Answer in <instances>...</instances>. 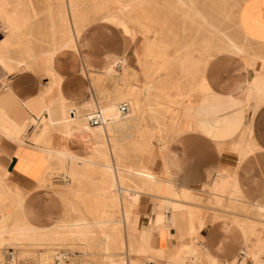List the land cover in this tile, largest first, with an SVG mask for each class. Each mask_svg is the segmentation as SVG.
<instances>
[{
	"label": "crops",
	"instance_id": "0c3cea01",
	"mask_svg": "<svg viewBox=\"0 0 264 264\" xmlns=\"http://www.w3.org/2000/svg\"><path fill=\"white\" fill-rule=\"evenodd\" d=\"M70 2L79 4L74 17ZM0 3L6 12L16 10L17 18V28L10 32L0 21V248L21 250L37 259L56 248V240L49 241L43 243L50 245L44 251L32 231L20 236L26 227L50 230L64 223L58 186L38 182L47 175L57 179L61 169L68 174L70 164L79 165L80 160L99 167L104 162L94 154V144L64 134L48 120L61 117L56 102L80 109L90 98L103 101L110 92L113 97L120 93L118 78L119 86L107 87L102 80L94 91L92 78L81 75V67L98 76L105 67L126 66L135 75L128 86H144L141 114L145 118L140 129H156L150 116L159 105L164 109L155 113L169 109L177 115L167 128L172 133L165 144L153 143L152 136L140 144L154 149L137 166L169 186L155 190L145 185L130 191L131 197L135 195L128 207L134 250L130 259L141 264H240L242 260L264 264V212L260 213L264 211V0ZM85 3H96L98 11L84 9ZM74 19L80 29L74 45L59 47L72 37ZM129 31L132 37L127 36ZM227 41L241 51L228 50ZM52 74L60 77L56 84ZM167 99L177 106L167 107ZM42 118L47 119L45 127ZM110 161L114 170L109 178L118 181L115 167L121 155L110 156ZM131 173L125 177L132 179ZM172 193L182 204H167L176 201ZM184 194L187 198L181 199ZM119 201L112 202V209L118 205L122 210ZM162 202V208L156 209ZM155 210L164 225L174 222L162 236L152 230ZM138 244H143L144 255H137ZM159 250L161 257L155 253ZM63 251L69 254V264H89L84 261L88 254ZM119 253L114 251V259ZM172 254L178 262L164 258ZM97 257L105 263L104 252Z\"/></svg>",
	"mask_w": 264,
	"mask_h": 264
},
{
	"label": "rangeland",
	"instance_id": "374dc122",
	"mask_svg": "<svg viewBox=\"0 0 264 264\" xmlns=\"http://www.w3.org/2000/svg\"><path fill=\"white\" fill-rule=\"evenodd\" d=\"M28 5H29V2H28ZM41 5H45V4L41 3ZM106 5L107 4H105V6ZM0 6H1V4H0ZM78 6H79V4H76L74 2L69 3L68 9L71 11V14L73 17L76 15L75 10H77ZM83 7H84V9H86V7H87L90 10V12L91 11L92 12L98 11L96 3H85V4H83ZM102 7L103 6H101V9H100L101 12L103 11ZM61 8H62V10H64L63 4H62ZM1 9H2V6H1ZM12 11L14 12L16 10H10L9 12H12ZM111 16H115V15H111ZM115 17L120 18L119 16H115ZM73 21H74V27H73L72 38L71 37L68 38V40L59 47H68V45L73 46L71 44H73L75 42V39L78 37L80 29L78 26H76V23H75L76 20L74 19ZM84 21H88V20H84ZM62 22H64V19H62ZM127 36L132 37V32L129 31ZM9 68H11V67H9ZM79 71H80L81 75L86 76V77L89 76V78H92L91 79V85H92L94 91H97L96 84L99 83L100 81L102 82V80L105 81V85L107 87L112 86L113 84L116 86H119L118 79L114 80L113 77H107V76L105 77L102 73L97 76L93 73H90L88 70H86L85 68H82V67L79 69ZM117 71H119V70H117ZM122 72L123 71H120V73H122ZM132 74L134 75V73H132ZM132 74L131 75L129 73L127 74L131 77L126 76L127 77V78H125L126 82L122 85V88H121L122 91H120V92H122L124 96L121 97V96H119L120 94L116 93L115 96L113 97L112 92H110L109 95H106L107 94V90H106L105 91L106 99L112 100V101H117L119 104L124 103V102L126 103L127 102L126 98H128L129 95H131V91L134 88H136V87H131V88L128 87L129 78H135V75L133 76ZM159 77H160V75H159ZM124 87H127V88H124ZM143 87L142 88H136L133 90V92L136 94L137 93L141 94L142 93L141 90H144ZM124 90H126V91L123 92ZM105 97H104V99H105ZM114 98H115V100H114ZM122 98H124V99L122 100ZM119 100H121V101H119ZM90 101H95L97 103L102 102L101 100H96L93 98H90ZM164 101H163V103H164ZM57 103L58 102H56V104ZM142 103L143 104H141L139 107L140 113L137 115L138 120H137L136 124L134 125V127L132 129H127L128 133L131 134L130 138H125V139H123V141L120 144L118 143V145H119L118 147H119L120 151L118 150L117 155L118 154L121 155V162H119L118 164L116 163L119 166L118 169H116V170H119L118 174H119L120 178L118 181H120L121 183L123 182L125 184L126 181H132L133 180L138 185H140V183H141V185L143 184V186H145V185L148 187L150 186L151 188H154L155 190H157L161 186L163 188H165L167 185H164V184L162 185L160 182H157L154 175L146 172L144 170V168L137 166V163H136L139 160L147 157L150 154L149 151L151 149H154V148L151 146L145 147V146H142L140 144H144L145 142H149L148 139H150L151 136H152V142L153 143L155 142V143L165 144L167 139L171 136L170 134L172 133V131L168 130L167 128L169 126H171L170 123L172 124L175 121V118L177 117V115L173 114V113H169L168 112L169 109H165L166 110L165 114L155 113V112H160L164 109V105H159L158 109L156 111H154V114L150 116L152 119L151 122L153 123V126L156 129L152 130V132H145L143 130L144 124L143 125L141 124V123H144V118H145V115L141 114V113H143L142 109L144 107V101ZM166 103H167V107L168 106H174V107L177 106V102L175 100L167 99ZM57 107H58V104H57ZM162 107H163V109H162ZM83 108H85V109H83ZM69 109H70V111H69ZM87 110H88V108L83 107V106L81 107V109H78L76 105H71L70 107L67 106V107H65V114L67 116L65 114L64 115L61 114L62 115L61 117H63V118H59V119L57 118L56 121H55V119H50L48 121H51V123L57 122L58 126L62 129V132L64 133L65 127H69V125L67 123H70V121H72V119L74 120V118L76 119V117L77 118L80 117V115L85 113ZM132 111L135 112L136 109L133 107ZM80 112H82V113H80ZM74 114H76V115H74ZM156 118H160V119L158 120ZM46 120H47L46 118H42V124H44V127H45ZM63 123H64V125H63ZM141 126H143L142 129H140ZM109 160H110V157H109ZM128 160L131 161V165H129V162H127ZM110 164H111V161H110ZM120 165H121V169H120ZM70 166H71V168H70V172L68 174L66 173V170L61 169L60 171H58L56 173L57 179H53V177H54L53 175H49V176L47 175L38 182L39 183L38 185H40V186H42V185L44 186L46 184H48L50 186H58L57 187L58 192H59V194L62 198V201H63V205H64V219H63L64 223H63V225L64 224H66V225H64L63 228H61V230H59V234L54 236L53 240H50V238H49V240H42L39 243V245H41L39 247L42 248L44 251L47 250V248H49L50 245H43V243H47L49 241L56 240L57 246L54 250H48L47 251L50 253V256H49L48 261H46V262H43L40 259H37L34 255H29L28 253L23 254V253H21V250H19V252L15 250L18 258L24 264H43V263L46 264V263H50L54 260L55 255L62 252L63 250H70V252H72L73 254H74V252H80L83 254H88L89 255L88 257L84 256L85 262H87L89 264H101L100 262H102V261L100 260V258L97 257L101 252H103V250H102V243L103 242L100 241L102 239V236H101L102 230L101 229H98L96 226L91 227V235L89 236L91 240L88 241L89 243L88 242L86 243L84 240L71 237L67 233L70 234V232L75 230L71 224H78L81 222H88V223L94 222L95 223V221L102 220L103 214L105 212L112 214V218H109V220L108 219L105 220L107 222H111V223H109V226L106 230V231L110 230V232H109V234L111 235V242L110 243L112 244V246L114 248H117L115 252H120L122 254V252L124 251V250L123 251L119 250L120 244L124 245L127 242V233H126L127 231H125L123 229V226L121 223V220H122L121 214L122 213H121V210L119 209L120 206L117 205L115 210L112 209V201L109 200L108 197L103 198L101 196V199H103V201H104V204L102 205L101 202H103V201H101L99 198L101 194L99 196L97 195L98 189H100L101 187L103 188L104 185L109 182V179H111V178H109L110 175L106 172V170L102 169V167H99L96 164L95 165H91V164L90 165H86V164L78 165L76 163H72V164H70ZM125 169H129L132 172L131 173V176H132L131 180L129 178L125 177V176L130 175L126 171H124ZM73 173L81 176L79 181L76 183L74 181H72ZM101 175H103L104 177L102 178ZM153 180L156 182V185H155V182ZM140 181H142V182H140ZM102 188H101V190H103ZM179 197H181V199H186L187 195L186 194L180 195ZM177 198H175V199H177ZM108 204H109V207H107ZM124 204L125 203L122 202L121 206H124ZM114 222H116L117 224L113 225ZM251 229H249V230H251ZM251 232H253V231H251ZM60 236H62V237H60ZM74 240H77V242ZM128 243H130V242H128ZM136 253L144 255L143 244L137 245ZM194 254H195V252L193 253V255ZM185 255L186 256H192L191 254H188V253H185ZM29 257H31L32 260L28 262L26 260ZM117 259H119V258H117ZM104 262L105 263H102V264H110L109 262H106L105 260H104ZM189 264H193V263L189 262Z\"/></svg>",
	"mask_w": 264,
	"mask_h": 264
},
{
	"label": "bare ground",
	"instance_id": "6f19581e",
	"mask_svg": "<svg viewBox=\"0 0 264 264\" xmlns=\"http://www.w3.org/2000/svg\"><path fill=\"white\" fill-rule=\"evenodd\" d=\"M1 4V3H0ZM185 6V5H184ZM183 6V7H184ZM180 7V6H179ZM5 10V9H4ZM3 9H1V6H0V21H2L6 27V30H9V32L11 30H16L17 28V18H16V11H12V12H6L4 11ZM64 11V10H63ZM192 12V11H191ZM1 22V24H2ZM24 24V23H23ZM8 32V33H9ZM12 33V32H11ZM16 36V35H14ZM8 37V36H7ZM72 38V37H71ZM68 40V39H67ZM71 41V40H70ZM228 45L226 47H228V50H233V51H237V52H240L241 49L234 43L230 42V41H227ZM66 45V44H65ZM71 45H74L71 44ZM69 46V45H68ZM62 50V49H61ZM58 53V52H57ZM56 53V54H57ZM52 54V53H51ZM54 54V52H53ZM4 59V58H3ZM122 59V58H121ZM121 61V60H120ZM3 63V62H2ZM124 64V63H123ZM122 66H125V64ZM118 65V64H117ZM121 65V64H120ZM119 65V66H120ZM116 66V65H115ZM126 67V66H125ZM120 68L121 71H123L122 73H120V70L117 71L116 68L113 66H108V67H105L104 68V71L102 72V74L106 77H113V78H118L121 82V85H123L125 82H126V79L127 78L126 76H129L127 75L128 74V70L127 68ZM9 72L12 71L11 68H7ZM53 69V68H52ZM133 71V70H132ZM80 72V71H79ZM82 72V71H81ZM83 74V73H82ZM53 75V74H52ZM133 75V74H132ZM134 76V75H133ZM131 77V76H129ZM53 78H54V83L56 84L57 83V80L56 78H60L59 76H56V75H53ZM60 86V85H59ZM129 87V86H128ZM122 88V87H121ZM124 88H127V87H124ZM144 88V87H143ZM130 89V88H129ZM136 89V88H134ZM133 89V90H134ZM52 90V89H51ZM133 90L131 91V95H129L127 99V102L125 103H121V104H126L127 107H128V114L123 116L119 113V106L121 104H119L117 101H112V100H107L106 97L105 99L102 101V102H95V101H89V103H85L83 104L82 106L83 107H86L88 108V110L81 114L80 117H76V119L74 118V120L72 119V121H70V123H67L69 125V127H65V131L64 133L65 134H68V135H75V137L79 140H82V141H87L89 142L90 144H94V154L98 155L99 158H102L103 160V164H102V167L104 170H106V172L113 177V165L112 163L110 164V160H109V157L112 155H116L117 156V152L119 150V145L118 143L120 144L123 139L125 138H130L131 134L128 133L127 129H132L134 127V125L136 124L137 120H138V114L140 113L139 112V107L141 104H143L142 102L144 101V90H141V94L139 93H134ZM53 91V90H52ZM122 91V90H121ZM126 90H124L123 92H125ZM51 93V91H50ZM49 94V93H48ZM120 95L119 96H124L122 92L119 93ZM128 95V94H127ZM126 95V96H127ZM45 95H43L44 97ZM42 97V98H43ZM55 97V96H53ZM59 99V98H58ZM109 99V98H108ZM120 99V98H119ZM124 98H122L123 100ZM115 100V98H114ZM121 101V100H119ZM43 102V101H42ZM45 104V102H44ZM58 104V108L61 109V112H62V115L65 114V106L63 107L59 101ZM48 106V104H47ZM45 106V107H47ZM133 107L136 109V111H132ZM78 108V107H77ZM47 109V108H46ZM79 109V108H78ZM81 109V107H80ZM85 109V108H83ZM82 109V110H83ZM72 110V109H71ZM76 110V109H75ZM67 111V110H66ZM70 111V109H69ZM78 111V110H77ZM84 111V110H83ZM82 113V112H80ZM61 115V116H62ZM66 115V114H65ZM76 115V114H74ZM67 116V115H66ZM73 116V115H72ZM94 116H97L99 119H100V124L95 127V128H91L89 125H88V120ZM74 117V116H73ZM59 118H63V117H59ZM58 118V119H59ZM33 119V118H32ZM30 120V123H32L33 125L36 124V122L34 120ZM55 119V118H54ZM57 119V118H56ZM55 119V121H56ZM61 120V119H60ZM59 120V121H60ZM63 121V120H62ZM67 122V121H66ZM69 122V121H68ZM46 123V122H45ZM54 123V122H53ZM57 123V122H56ZM60 124V123H59ZM62 124V123H61ZM66 124V123H65ZM58 125V124H57ZM64 125V123H63ZM67 125V126H68ZM62 127V126H61ZM81 127V128H80ZM74 128H78L77 130H75ZM64 129V128H63ZM3 131V130H2ZM11 133V132H10ZM9 135V134H8ZM35 137H33V140H34ZM69 138V137H68ZM98 141V143H96ZM98 144V145H97ZM97 145V146H96ZM43 150V149H42ZM47 151V150H46ZM120 151V150H119ZM46 153H52V152H46ZM55 152H53L52 154H54ZM71 153V152H70ZM49 154V155H50ZM56 154V153H55ZM58 155V153L56 154ZM61 154H59L60 156ZM63 157H64V154H62ZM73 155V154H72ZM75 156V155H74ZM67 159H68V156H66ZM65 157V158H66ZM78 157V156H77ZM83 158V157H82ZM73 159V158H71ZM64 160V159H63ZM79 160V159H78ZM76 161V160H75ZM82 163H81V162ZM79 162L81 164L79 165H82V164H86V165H92L93 163H89L87 162V160H80ZM68 164V163H67ZM95 165V164H94ZM97 165V164H96ZM77 166V165H76ZM115 167V166H114ZM118 165L116 164V167H115V172L116 171H119V170H116L118 169ZM120 169H121V165H120ZM124 171H126L128 174H130V170L129 169H125ZM123 171V172H124ZM105 172V173H106ZM116 175V173H115ZM114 175V176H115ZM81 178V176H79L78 174H75L73 173L72 175V181H74L75 183L79 181V179ZM116 179V178H115ZM44 180V179H43ZM131 180V179H130ZM126 181V180H125ZM137 181V180H136ZM154 181V180H153ZM142 182V181H140ZM155 182V181H154ZM42 183V182H41ZM129 183H131V185H128ZM235 183V182H234ZM149 184V183H148ZM152 184V183H151ZM153 185V184H152ZM155 185H156V182H155ZM163 185V184H162ZM43 186V185H42ZM234 186V185H233ZM144 187L143 184L141 185H138L136 184V182L133 184V182L131 181H126V183L124 184L123 182L121 183L120 181H116V180H113V178L109 179V182L107 184L104 185V187L102 188L103 190L101 191V195L100 197L102 196L103 198L104 197H108L109 200H111L112 202L115 200L117 201L118 198H120V200L125 203L124 206H122V210H121V216H122V220H121V223H122V226H123V229L125 231H127V242L126 244H120V248L119 250L120 251H123L122 254L120 253L119 255V259H114V257L116 256V254H114V251H116L117 248H114L112 246V244L110 243L111 242V235L109 234L110 230L109 231H106L108 226H109V223L111 222H107L105 220H109V218H112V214L110 213H107L105 212L103 214V218L102 220H99V221H95V223H88V222H81V223H78L76 225H73L74 227V231L67 233L68 235H70L71 237H74V238H78V239H81V240H84L86 243L88 241H90V235H91V227L93 226H96L98 229H101L102 232H101V236H102V239H103V243H102V250L104 252V260L106 262H109L110 264H141L140 260H132V258L130 259V254L132 252H134L132 246L129 242L130 240V235H131V232H130V228L128 227V223H129V218H130V211H129V204L130 202L133 203V200L135 201V195L133 192V195L131 197L130 195V191H134L136 189H139V188H142ZM150 187V186H149ZM154 187V186H153ZM167 187V186H166ZM234 188V187H233ZM130 189H133V190H130ZM232 190V189H231ZM234 191V190H233ZM132 193V192H131ZM173 198H177V194L176 193H172L171 194ZM185 195V194H184ZM235 195V194H234ZM140 196V195H139ZM176 196V197H175ZM230 196V195H229ZM234 197V196H233ZM132 198V199H131ZM138 198V196L136 197ZM181 198V197H180ZM230 198V197H228ZM131 200V201H130ZM161 200V198H160ZM119 201V202H121ZM162 201V200H161ZM165 201V200H164ZM167 201V200H166ZM121 202V203H122ZM138 202V201H137ZM173 202V201H172ZM168 203L167 201V204H169L170 206L173 205V204H177V203H180V202H177V199L175 202L173 203ZM163 203H159L156 207L157 208H162L163 206ZM165 204V203H164ZM182 204V202L180 203ZM185 205V204H184ZM136 206V205H135ZM165 206V205H164ZM256 208V207H255ZM261 208V207H260ZM121 209V208H120ZM155 209V208H154ZM259 212V211H258ZM257 212V213H258ZM264 211L260 212L263 214ZM190 217V219L192 218V213L191 212H188L187 213ZM101 217V216H100ZM155 220L153 222V227H152V230L153 231H156L157 233H159L160 236H162L163 234V230H166L168 229V226H171L174 224L173 220H169V223L168 225H164V218L162 215L158 214L155 210ZM99 219V218H98ZM58 222V221H57ZM233 224V223H232ZM64 225H61L59 224L58 226L54 227L53 229H50V230H37V229H28V227H26L25 229H23L19 235L20 236H23V233L25 235H29V232L32 231L31 235L32 236H35V240L36 241H42V240H53V237L56 236L57 234H59V230H61V228H63ZM112 226V225H111ZM170 228V227H169ZM241 228V227H240ZM173 229V228H172ZM251 229V228H250ZM170 230V229H169ZM255 228H252L250 231H254ZM20 231V230H19ZM242 231V230H240ZM18 232V231H17ZM23 232V233H22ZM176 232V231H175ZM244 233V232H243ZM241 233V234H243ZM61 234V233H60ZM195 235V234H194ZM31 236V237H32ZM93 236V235H92ZM37 237V238H36ZM62 237V236H60ZM89 237V238H88ZM159 237V236H158ZM243 237V236H242ZM26 238V237H24ZM56 238V237H55ZM157 238V237H156ZM57 239V238H56ZM30 240H34V238H30ZM85 243V244H86ZM89 243V242H88ZM88 245V244H87ZM124 246V247H123ZM187 246V245H186ZM86 247V246H85ZM123 247V248H122ZM189 247V246H188ZM183 248V247H182ZM86 249V248H85ZM190 251L191 254L193 255V253L195 252L192 248H187V252ZM138 252V251H137ZM159 252H161L160 250L159 251H155L156 254H158V256H160ZM169 252V251H168ZM138 256H140V254H137ZM168 255V254H167ZM49 256H50V253L49 252H44V253H41L40 254V257L39 259L43 262H46L48 261L49 259ZM161 257V256H160ZM177 255L176 254H172V257L171 256H166L164 255V258L167 259L168 261L170 262H173V263H176L178 262L179 260L176 258ZM212 259V258H211ZM210 259V260H211ZM148 261V259H147ZM152 261V260H151ZM209 261V260H207ZM146 263V262H145ZM144 263V264H145ZM152 263V262H151ZM155 263V262H154ZM148 264V263H147ZM240 264H243V260L240 262Z\"/></svg>",
	"mask_w": 264,
	"mask_h": 264
},
{
	"label": "built area",
	"instance_id": "2783aa9c",
	"mask_svg": "<svg viewBox=\"0 0 264 264\" xmlns=\"http://www.w3.org/2000/svg\"><path fill=\"white\" fill-rule=\"evenodd\" d=\"M119 113L123 116L128 114V107L126 104L119 106ZM100 119L94 116L88 120L90 127H95L100 124ZM0 264H24L17 256L16 251L12 248H0ZM45 264V263H43ZM46 264H69L68 252L62 251L55 255L54 260Z\"/></svg>",
	"mask_w": 264,
	"mask_h": 264
}]
</instances>
